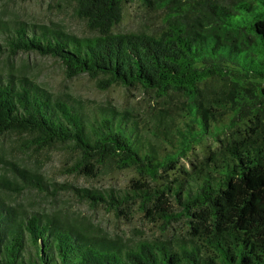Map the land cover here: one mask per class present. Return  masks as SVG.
Returning a JSON list of instances; mask_svg holds the SVG:
<instances>
[{"label":"trees","instance_id":"1","mask_svg":"<svg viewBox=\"0 0 264 264\" xmlns=\"http://www.w3.org/2000/svg\"><path fill=\"white\" fill-rule=\"evenodd\" d=\"M65 1L84 28L0 20L8 54L139 88L149 107L89 103L27 64L0 72V264H264V0ZM58 146L75 177L134 172L122 188L77 190L151 236L28 206L27 191L50 196L35 153Z\"/></svg>","mask_w":264,"mask_h":264},{"label":"rangeland","instance_id":"2","mask_svg":"<svg viewBox=\"0 0 264 264\" xmlns=\"http://www.w3.org/2000/svg\"><path fill=\"white\" fill-rule=\"evenodd\" d=\"M137 11L138 9L136 8L132 9L131 15L125 21L126 27H138L139 17L136 15ZM17 18L46 23L54 21L74 31L84 28V25L75 17L70 1L65 0H0V20L11 22ZM4 35L0 31L1 73L13 71L16 75H19L22 73L19 68L20 65L23 64L24 66V64H27L32 68L26 69L23 67L25 74L33 75L34 78L54 90L80 96L89 103L96 100L103 105L110 104L124 108L135 107L142 112L148 109L149 96L139 88L111 85L101 89L100 86L102 87V85L91 77L89 73H82L70 79L66 78L61 64L50 56H42L34 52L18 53L14 56L9 55L4 46ZM12 64H14V68ZM153 105V102L150 103V106ZM10 139L8 136L5 137L4 144L8 145ZM35 154L38 159L35 164V171L45 175L46 179H42L48 182V186L46 192H44L49 193L50 196L45 197L36 190L27 191L25 200L28 206L38 210L45 209L49 212L52 209H56L75 218L78 224H88L95 231L99 230L98 232H117L123 237L144 238L151 236L152 232L156 230L152 227V224L139 219L137 216L131 222L125 220V218L116 219L106 208L94 207L77 190L95 188L104 191L109 188H122L134 176V172L110 173L108 171L97 179H85L75 177L65 171L70 168L72 163L67 154H65V149L58 146ZM32 156L35 157L34 154ZM53 187L55 189L54 192ZM54 198L57 201L55 204H51V200Z\"/></svg>","mask_w":264,"mask_h":264}]
</instances>
